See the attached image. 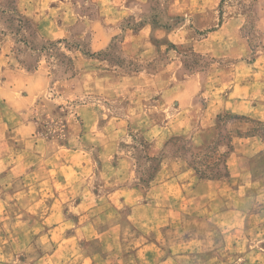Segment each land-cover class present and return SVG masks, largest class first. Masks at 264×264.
Listing matches in <instances>:
<instances>
[{
    "label": "crops",
    "instance_id": "crops-1",
    "mask_svg": "<svg viewBox=\"0 0 264 264\" xmlns=\"http://www.w3.org/2000/svg\"><path fill=\"white\" fill-rule=\"evenodd\" d=\"M81 1L16 0V12L35 29L33 48L17 51L12 35L0 33V264H264V0H257L261 38L250 61L246 17L228 0H165L164 19L184 18L200 36L148 24L121 31L149 0ZM154 32L172 45L189 43L210 66L184 75L171 61L154 75L120 80L83 68L49 95L44 41L88 33L94 53L120 34L123 53L150 60ZM25 60H33L31 69ZM154 82L157 100L129 96ZM91 94L124 99L122 114L103 116L99 105L85 103L63 141L39 133L41 118ZM225 115L263 128V137L231 139L226 175L200 178L187 159L163 157L149 184L137 183L133 157L120 148L127 131L147 142L150 158L173 138L198 154L214 143L217 117Z\"/></svg>",
    "mask_w": 264,
    "mask_h": 264
},
{
    "label": "rangeland",
    "instance_id": "rangeland-1",
    "mask_svg": "<svg viewBox=\"0 0 264 264\" xmlns=\"http://www.w3.org/2000/svg\"><path fill=\"white\" fill-rule=\"evenodd\" d=\"M15 2L16 0H0V33H10L17 45L16 50L24 51V49L35 47V45L31 44V41L35 38L36 33L27 18L18 12L17 14L12 12ZM80 2L82 1L80 0ZM228 3L236 6L246 17V25L242 33L249 41L251 54L247 56V60L250 61L253 59L254 51L257 49L261 38L260 33L254 27L257 19V0H228ZM164 4L165 0H149L147 4L137 7L135 14L125 18L118 25V28L121 31L136 33L144 25L148 24L154 31L164 30L168 32L179 27H185L194 36L204 34V31L200 32L194 29L191 22L184 18L165 20L163 15ZM83 11L91 15L93 8L88 4H84ZM150 41L152 47L156 50L155 56L150 60L132 58L123 53L120 47V34L112 39L107 48L94 53L89 50L88 33L82 40L70 38L44 41L39 46V49H41L39 56L44 60L51 78L49 95L56 97L59 86L63 83L65 84L66 81L76 78L79 70H83V68H92L101 75L111 74L117 80H120L124 76L132 74L154 75L171 61L180 63V72L184 75L194 71H205L211 64V59L208 56L194 53L189 43L172 45L164 41L162 36L159 37L158 33L151 35ZM22 65L27 69H31L34 62L33 60H25ZM127 87L132 88L133 86ZM132 89L133 93L129 96L133 100L137 97L147 100V102H151L152 98L157 100L158 89L155 82L140 84L139 87H133ZM85 103L99 105L103 113L102 115L107 116L110 113L122 114L124 99L112 101L108 96L101 94L72 96L65 107H59L48 118L42 116L44 118H41L38 124L39 133L44 137L52 138L59 142L63 141L62 135L67 121H77L78 107ZM101 121L106 122L105 119ZM217 130L218 135L216 139L219 140L218 152L209 153V158H206L204 161H207L206 164H210L211 166L219 163L218 167L221 172H223V163L218 162L219 157L227 151V145L233 137L249 134H257L263 137L261 123L244 117L230 116V118L226 119L222 116L221 121L217 123ZM143 141L145 140L138 133L129 130L123 141H121L120 148L133 157L137 183L145 187L142 183L153 174L152 168L155 163H149L144 159L147 146L144 150L145 152H142L141 143ZM185 141L182 138L171 139L167 142L165 149H163L159 157H179L178 155L183 153L182 148L185 146ZM184 158L191 161L189 155H186ZM198 163L201 164L202 162L198 161Z\"/></svg>",
    "mask_w": 264,
    "mask_h": 264
},
{
    "label": "trees",
    "instance_id": "trees-1",
    "mask_svg": "<svg viewBox=\"0 0 264 264\" xmlns=\"http://www.w3.org/2000/svg\"><path fill=\"white\" fill-rule=\"evenodd\" d=\"M12 12L14 14H17V12H16L14 7L12 8ZM50 44H52V43H50ZM223 117L226 118V119L230 118V116H228V115H225ZM221 118H222V116H218L217 117V123H219L221 121ZM218 145H219V140L216 139L212 145L208 146L207 148H205L200 153H198V154H190L189 151H188V148H187V142L185 141V146L182 148V150H183L182 152L184 154L182 153V154H179L178 156L184 158L186 155H189L190 158H191L190 159L191 161H189V164L196 171L197 175L200 178H215V177H219V176L223 175V172H224V175L227 174L226 171H225L224 159H225L226 155L228 154L229 150L231 149V141L227 145V151L224 152V154H222L219 157V160H218V162H222L223 163V168H222L223 172H221L220 168L218 167L219 163L214 164L213 166H211L210 164H206L207 161H204L206 158H209V155H208L209 153L218 152V150H217ZM146 146H147V143L145 141H143L141 143L142 152H145L144 150H145ZM162 158L163 157L150 158L147 155L144 156V159L147 162L155 163V165L152 168L153 174L150 175L147 178V180L142 183L143 186H147L149 184V182L152 180L155 172L157 171V169L159 167V164H160ZM198 161L202 162V163L199 164Z\"/></svg>",
    "mask_w": 264,
    "mask_h": 264
}]
</instances>
